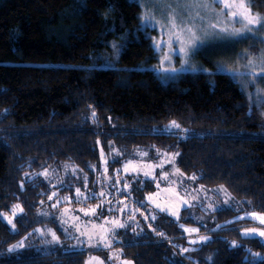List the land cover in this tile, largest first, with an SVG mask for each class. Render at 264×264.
I'll use <instances>...</instances> for the list:
<instances>
[{
    "label": "trees",
    "instance_id": "trees-1",
    "mask_svg": "<svg viewBox=\"0 0 264 264\" xmlns=\"http://www.w3.org/2000/svg\"><path fill=\"white\" fill-rule=\"evenodd\" d=\"M249 1L264 18V0ZM140 14L135 0H0V264H85L88 253H105L8 251L42 225L62 242L89 243L88 221L65 203L52 207L56 198L41 174L70 165L96 195L107 189L99 182L101 150H117L109 170L137 149L175 155L181 174L223 187L241 212L264 215V102L252 104L237 78L215 69L213 47L194 55L196 70L162 83L150 69L158 58L138 29ZM117 38V66H97ZM171 123L188 134L160 132ZM135 184L120 198L154 188L150 180ZM12 209L20 210L14 229L3 218ZM236 213L214 212L212 226L199 227L210 240L193 246L178 222L157 213L154 233L131 227L114 247L134 264H264V243L240 233L250 224L228 222Z\"/></svg>",
    "mask_w": 264,
    "mask_h": 264
},
{
    "label": "rangeland",
    "instance_id": "rangeland-1",
    "mask_svg": "<svg viewBox=\"0 0 264 264\" xmlns=\"http://www.w3.org/2000/svg\"><path fill=\"white\" fill-rule=\"evenodd\" d=\"M135 1L141 6L138 29L150 39L158 58L157 64L150 69L162 83H167L182 73L196 70L198 65L194 62V55L200 50L213 47L212 49H217L220 54L215 60V69L237 78L252 104L259 106L264 102V56L256 48L264 47V27L254 26L252 31H247L246 21L242 18L233 20L228 14L230 10L225 9L223 3L217 0ZM225 2L232 3V0ZM244 3L250 4V1L244 0ZM232 10L244 11L238 7ZM249 11L256 14L251 8ZM213 25L215 27H212ZM222 28L227 29V32L221 31ZM237 29L240 34L234 35ZM122 43L118 38L111 40L105 48V53L97 56L100 61L97 66L104 69L117 66ZM261 115L264 125V111ZM174 125L177 124L171 123L160 132H173L182 137L188 134L186 129ZM116 156V149L108 155L101 150L99 182H104L107 189L97 192L96 195L88 190L89 178L70 165L48 169L41 174L49 183L52 198H56L52 207H60L65 203L68 208L88 221H85L89 224L87 227L94 233L88 244L70 240L69 234V240L62 242L52 227L42 225L36 227L28 239H23L15 245L22 242L23 247L44 251L59 246L62 252H80L96 248L105 253H88L85 264H134L131 260L123 259L121 249L114 247L121 241L118 237L121 231L132 227L154 233L151 222L157 213H162L180 224L189 245L203 244L210 240L211 234L201 232L199 227L205 225L209 229L215 221L213 213L224 209L237 212L228 222L238 220L242 223L247 221L245 225L250 224L239 228L243 237L257 238L264 243V236L259 235L264 231V224L258 219L264 217L263 214L241 212L223 187L208 189L198 185L194 176L181 174L175 167V155L137 149L123 159L119 166L109 170L108 165L113 163ZM138 180L152 181L153 190L142 192L143 197L140 199L129 195L120 198L119 195L123 193L121 190L133 188ZM112 187H116L114 192L111 191ZM62 188L70 189L74 196L70 197L69 193L59 194L58 189ZM11 211L10 215L5 214L3 218L9 227L14 229L8 220L11 219L14 224L20 210ZM144 223L146 225H142ZM95 225L96 230L93 229L96 228ZM85 231L83 228L80 232ZM246 231L248 234H245ZM51 233L56 234L58 242L53 240Z\"/></svg>",
    "mask_w": 264,
    "mask_h": 264
},
{
    "label": "snow or ice",
    "instance_id": "snow-or-ice-1",
    "mask_svg": "<svg viewBox=\"0 0 264 264\" xmlns=\"http://www.w3.org/2000/svg\"><path fill=\"white\" fill-rule=\"evenodd\" d=\"M217 2L223 3L224 8L227 10H230L228 14L233 18V20H239L242 18L244 21H246L245 27H246L247 31H249V32L252 31V28L254 26L255 27H264V18H261L258 15L251 13L249 11L251 5L245 4L244 0H232V3L225 2V0H217ZM237 7L240 9H244V11L238 12V11L232 10L234 8H237ZM174 27H175V24H174ZM212 27H215V25H213ZM220 30L227 32V29H225V28H222ZM233 34L239 35L240 30L239 29L235 30V32ZM178 38L179 37H177V39ZM157 48H159V44H157ZM185 54L187 55V53H185ZM165 59H167V57H165ZM173 71H174V69H173ZM174 126L179 127L178 125H174ZM77 191H79V190H77ZM16 207H19V206L17 205ZM13 215H15V212L13 213ZM258 219L260 220V222L262 224H264V217H258ZM8 223L11 224L13 228H15V224H13L11 219L8 220ZM37 231H39V230H37ZM252 231H255V230H252ZM245 234H248V232L246 231ZM51 235H52L53 240L58 242V238L56 237V234L51 233ZM259 235L264 236V231L260 232ZM20 247H23L22 242L19 245H13L12 248L8 249V251L14 252Z\"/></svg>",
    "mask_w": 264,
    "mask_h": 264
}]
</instances>
